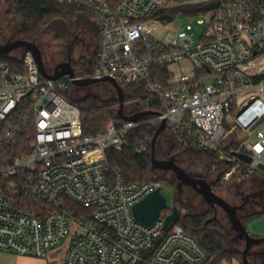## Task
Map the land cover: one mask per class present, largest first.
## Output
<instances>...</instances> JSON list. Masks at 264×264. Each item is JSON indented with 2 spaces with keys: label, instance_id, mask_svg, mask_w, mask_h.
Returning a JSON list of instances; mask_svg holds the SVG:
<instances>
[{
  "label": "built area",
  "instance_id": "2783aa9c",
  "mask_svg": "<svg viewBox=\"0 0 264 264\" xmlns=\"http://www.w3.org/2000/svg\"><path fill=\"white\" fill-rule=\"evenodd\" d=\"M51 1L95 21L94 65L85 76L51 80L29 51L19 71L0 55V253L43 259L70 236L64 264L206 263V251L180 225L165 232L162 217L151 226L134 218L133 206L159 184L126 181L106 153L125 148L136 128L163 121L180 140L217 155L220 168L231 166L221 183L264 177V130L253 142L239 132L242 148L224 151L225 134L242 128L243 119L231 124L232 107L238 111L251 91L264 103V0ZM190 7L199 39L190 25L171 40L154 35L175 19L172 11ZM84 79L141 86L143 112L156 108V115L84 135L80 110L64 97Z\"/></svg>",
  "mask_w": 264,
  "mask_h": 264
},
{
  "label": "trees",
  "instance_id": "16d2710c",
  "mask_svg": "<svg viewBox=\"0 0 264 264\" xmlns=\"http://www.w3.org/2000/svg\"><path fill=\"white\" fill-rule=\"evenodd\" d=\"M1 1L6 8V16L20 21L21 25L17 31L18 40L34 44L40 35L55 23L62 21L73 26L76 18L81 14L73 8L60 5L51 0ZM181 11L189 14L194 13L191 9H182ZM2 58L12 69L21 70V60L5 56ZM93 65L94 58H81L79 61L72 63V69L75 76H85L92 71ZM162 78H167V74H163ZM122 89L124 109L129 104L133 109V113H140L146 110L144 106L146 93L143 87L132 85L124 86ZM64 97L80 110L84 135L94 136L103 133L111 123L116 125L124 124V121L118 115V99L103 101L92 96L76 98L69 96L68 92L64 93ZM152 112L156 113V108H153ZM236 112L237 108L233 106L232 114L235 115ZM150 118H142L141 121ZM156 129L157 127L153 124H145L131 131L128 137V145L119 151H108L106 153L107 161L110 168L119 170L128 182H155L158 184L159 182H165L175 189L173 180L163 177L154 178V171L150 164V143ZM168 139L170 147L164 157L175 158L177 155L182 154L190 166L200 168L204 171L206 177L211 179V185L216 189L215 193H218L221 188L229 189L237 179V175H233L227 183H221L222 173L228 171L231 166L224 165L223 168H220L217 164L219 159L217 155L201 151L194 144L180 140L171 131H169ZM143 147L146 148V151L139 153L138 151ZM232 150H237V143L233 141L229 142L228 146L224 148V151L228 153ZM255 176H258L260 184L264 186V177ZM173 195L175 197V205L179 210L178 219L174 223L180 225L184 232L193 237L206 251L208 260L204 264L241 261V252L228 247L229 243L226 239L227 229L217 219V207L206 204V209L203 212L185 213L183 211L187 208L180 203L178 190L175 189ZM260 214H264V211L240 218V221L246 227L254 216ZM253 237L257 238V236Z\"/></svg>",
  "mask_w": 264,
  "mask_h": 264
},
{
  "label": "rangeland",
  "instance_id": "374dc122",
  "mask_svg": "<svg viewBox=\"0 0 264 264\" xmlns=\"http://www.w3.org/2000/svg\"><path fill=\"white\" fill-rule=\"evenodd\" d=\"M194 8H186L193 10V14L185 13L181 10L172 11L170 14L176 16L175 19L173 21L167 20L164 24L156 26L157 31L154 35L158 38L171 40L179 32L185 30L187 25H190L195 31V39H199L202 30L196 26V18H194V15L197 13ZM5 11L6 8L0 0V46L17 41V31L21 25L19 20L7 17ZM97 29L98 26L95 21L83 13L76 18L73 26L61 21L46 29L35 43L41 53L46 73L53 75L55 67L67 61L68 57L71 59V66L72 63L79 61L81 58L93 59L92 54L98 42V37H95ZM75 38L78 39L74 41ZM24 53L25 49L19 47L3 56L21 60ZM68 94L76 98L92 96L103 101L118 99L115 89L109 82H99L86 87H76L71 84ZM260 100L261 97L257 91L244 94L239 103L238 113H235V117L231 120V124H233L243 119L240 132L248 136L246 142H253L255 140V133L258 130H264V103H259ZM132 113V107L127 104L124 109V114L129 116ZM155 126L157 127L158 124ZM164 132L160 135L156 143L157 160H162L163 155L168 153L170 147V141L168 139L169 131L165 130ZM232 133L229 134L227 132L225 134V140L227 142L235 141L237 143V150H240L243 143L236 138L240 134L239 132ZM174 159L176 165L184 172L206 177L203 170L190 166L182 154L177 155ZM164 176H166V179L169 178V180L173 178L170 172H154V178L156 179ZM159 187H161V193L166 198L168 205H171L175 189L165 182H159ZM218 191L220 197L227 203L233 206H242V209L238 212L240 216L258 214L264 211V186L260 184L258 176L246 177L234 182L229 189L221 188ZM178 192L180 203L187 208L183 212L193 214L197 211L203 212L206 209V203L192 189H186L184 187L182 190H178ZM245 195L249 197L248 202L242 203L240 199ZM217 219L228 229L226 238L229 243L228 247L242 253L246 246V240L244 238H235L236 231L229 225V219L226 214L218 213ZM245 228L249 235L264 239V214L254 216ZM69 239L70 236L62 244L55 247V259L53 262H50L51 264H61L65 250L68 247ZM1 257L2 254H0ZM246 257L249 264H264V241L252 245ZM222 264H241V261L238 260L232 263Z\"/></svg>",
  "mask_w": 264,
  "mask_h": 264
},
{
  "label": "water",
  "instance_id": "95a60500",
  "mask_svg": "<svg viewBox=\"0 0 264 264\" xmlns=\"http://www.w3.org/2000/svg\"><path fill=\"white\" fill-rule=\"evenodd\" d=\"M22 47L25 51H29L32 53L40 74L51 80H56L63 76H69L70 78H74V72L70 63V59L67 61L57 65L55 67L53 75H48L44 69V65L42 62L41 53L38 50L37 46L34 43L24 42L21 40H17L11 43H8L4 46H0V55H5L14 49ZM99 82H109L113 88L115 89L118 96V115L124 122H136L141 118L155 116L156 113L146 111L140 112L133 115H125L124 114V94L123 89L120 87L115 81L104 79L101 81L84 79V80H74L72 82L76 87H86ZM165 131V123L162 121L157 127L153 138L150 143V164L153 170H161V171H171L175 175L176 179L181 183L189 186L192 190H194L197 194L203 198L205 203L215 206L221 209L224 214L227 215L229 219V223L232 228L239 232L244 239L246 240V246L241 253V261L242 264H249L247 261V253L252 245L257 244L264 239H254L249 235L240 221V218L237 215V212L241 210V207H236L228 204L224 199L216 195L210 188V186L203 180H198L192 178L186 172H184L181 168H179L174 160H157L156 159V143L159 136ZM232 156L236 157L246 163H250V157L237 152H232ZM134 218L143 225L151 226L154 222L159 220L160 217L163 218V226L162 230H167L168 226L174 223L179 216V210L174 202L171 205H168L166 198L161 193V187H158L155 191L147 195L144 199L136 203L132 208Z\"/></svg>",
  "mask_w": 264,
  "mask_h": 264
},
{
  "label": "crops",
  "instance_id": "0c3cea01",
  "mask_svg": "<svg viewBox=\"0 0 264 264\" xmlns=\"http://www.w3.org/2000/svg\"><path fill=\"white\" fill-rule=\"evenodd\" d=\"M95 37H98V29H97V34H96V36ZM97 47V46H96ZM96 47H95V51H96ZM95 51L93 52V56H94V53H95ZM236 113H238V111L236 112ZM232 120V119H231ZM230 120V121H231ZM241 120V119H240ZM239 121V120H238ZM241 126H242V124H241ZM241 130H239L238 132H240ZM233 142H235V141H233ZM244 179V178H243ZM239 180H241L238 176H237V179L234 181V182H236V181H239ZM233 182V183H234ZM236 196H237V194H236ZM248 199H249V197L248 196H244L243 198H241L240 200H241V202L242 203H244V202H248ZM207 204V203H206ZM229 204V203H228ZM231 205V204H230ZM242 205V204H241ZM233 206V205H232ZM236 207H238V206H236ZM239 207H241V206H239ZM242 209V208H241ZM240 211V210H239ZM221 212V211H220ZM218 213L219 212H217V215H218ZM222 213V212H221ZM224 213V212H223ZM237 215H238V217L240 216L239 215V213H237ZM244 217H246V216H240L239 218H244ZM229 225L231 226V224L229 223ZM232 227V226H231ZM227 229V228H226ZM230 230H232L231 228H229ZM246 229V228H245ZM228 230V229H227ZM231 232V231H230ZM230 232H229V235H230ZM227 234H228V232H227ZM254 235H251V237H253ZM257 239H258V237H257ZM259 239H261V238H259ZM235 240V239H234ZM264 241V240H263ZM263 241H261V242H263ZM60 245V244H59ZM58 246V245H57ZM55 247L56 246H54V247H52L49 251H48V253H47V255H46V257L45 258H43V259H39V258H36V257H34V256H16V255H13V254H8V253H0V254H2V257L0 258V261H1V264H51L50 262H53V260L55 259ZM54 248V249H53ZM67 249V248H66ZM65 252H66V250H65ZM64 256H65V253H64ZM61 264H64V258L62 259V262H61Z\"/></svg>",
  "mask_w": 264,
  "mask_h": 264
},
{
  "label": "flooded vegetation",
  "instance_id": "af4514ba",
  "mask_svg": "<svg viewBox=\"0 0 264 264\" xmlns=\"http://www.w3.org/2000/svg\"><path fill=\"white\" fill-rule=\"evenodd\" d=\"M78 38H75L74 39V41L75 40H77ZM73 44H74V42H73ZM68 59H70L69 57H68ZM67 59V60H68ZM71 60V59H70ZM167 154V153H166ZM162 160H174L175 161V159L174 158H170V157H164V155H163V158H162ZM161 161V160H160ZM176 163V162H175ZM154 172L155 171H161V170H153ZM162 172H170L171 173V175H172V177L173 178H171L170 180H174V182H175V189L176 190H182L184 187L186 188V189H191L189 186H187V185H185V184H181L177 179H176V177H175V175L173 174V172H171V171H162ZM188 175H190L192 178H194V179H198V180H203V181H205L209 186H210V188H211V190L215 193L216 191V189H214L213 187H212V185H211V179H209V178H207V177H204V176H202V175H195V174H190V173H188V172H186ZM163 178H166V176H164ZM169 179V178H168ZM195 194H197L194 190H192ZM216 195H218L219 197H220V195L218 194V193H215ZM199 195V194H198ZM200 196V195H199ZM201 197V196H200ZM175 197H174V195H173V201L172 202H174L175 203V199H174ZM203 199V198H202ZM203 202H205L204 200H203ZM218 209V212L220 213V211L223 213V211L221 210V209H219V208H217ZM239 212V211H238ZM237 212V213H238ZM240 217V216H239ZM235 238H237V239H239V238H244L239 232H237L236 231V235H235ZM252 238H254V237H252ZM254 239H257V238H254ZM259 239V238H258Z\"/></svg>",
  "mask_w": 264,
  "mask_h": 264
}]
</instances>
